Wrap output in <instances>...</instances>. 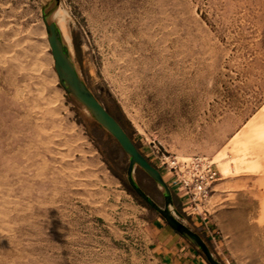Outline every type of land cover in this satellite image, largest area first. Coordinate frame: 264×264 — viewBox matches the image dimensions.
Segmentation results:
<instances>
[{
    "label": "rangeland",
    "instance_id": "obj_1",
    "mask_svg": "<svg viewBox=\"0 0 264 264\" xmlns=\"http://www.w3.org/2000/svg\"><path fill=\"white\" fill-rule=\"evenodd\" d=\"M58 8L79 74L162 174L175 219L202 223L219 263L264 264V135L242 169L229 144L264 113V0H0V264H161L153 227L167 222L59 83L43 22ZM158 151L216 162L208 213H184ZM133 178L164 207V188L140 167Z\"/></svg>",
    "mask_w": 264,
    "mask_h": 264
},
{
    "label": "water",
    "instance_id": "obj_2",
    "mask_svg": "<svg viewBox=\"0 0 264 264\" xmlns=\"http://www.w3.org/2000/svg\"><path fill=\"white\" fill-rule=\"evenodd\" d=\"M58 5L59 0H56ZM48 15H43V22L48 35V42L54 59V68L59 78V83L65 92L82 104L94 119L109 132L119 143L124 152L130 157L127 171L131 188L155 211H157L176 232L189 238L198 246L207 257L210 264H221L214 259L208 245L195 232L178 222L172 215L170 207L173 205L171 190L166 184L160 171L154 167L138 150L132 139L125 132L121 124L107 111L98 98L93 94L81 78L74 62L71 60L68 47L64 44L61 33L55 23H49ZM136 167L143 169L146 174L159 186L165 189L164 207L156 204L135 182L133 174Z\"/></svg>",
    "mask_w": 264,
    "mask_h": 264
},
{
    "label": "built area",
    "instance_id": "obj_3",
    "mask_svg": "<svg viewBox=\"0 0 264 264\" xmlns=\"http://www.w3.org/2000/svg\"><path fill=\"white\" fill-rule=\"evenodd\" d=\"M160 168L165 167L173 175L174 182L182 193L184 213L188 216H201L200 211L210 199L220 172L212 158L194 155L185 159L157 152Z\"/></svg>",
    "mask_w": 264,
    "mask_h": 264
},
{
    "label": "crops",
    "instance_id": "obj_4",
    "mask_svg": "<svg viewBox=\"0 0 264 264\" xmlns=\"http://www.w3.org/2000/svg\"><path fill=\"white\" fill-rule=\"evenodd\" d=\"M172 189L177 194L179 189L176 184ZM200 225H202V223L194 221V227L189 228L199 234ZM153 228L155 240L153 241L154 247L152 252L157 261L161 264H210L207 257L198 246L189 238L176 232L165 223L162 218L156 217ZM221 264L230 263H225L222 260Z\"/></svg>",
    "mask_w": 264,
    "mask_h": 264
},
{
    "label": "bare ground",
    "instance_id": "obj_5",
    "mask_svg": "<svg viewBox=\"0 0 264 264\" xmlns=\"http://www.w3.org/2000/svg\"><path fill=\"white\" fill-rule=\"evenodd\" d=\"M68 19H69V16H68V13L66 12L65 8H64V10L62 8H58L52 14V20L57 25V27L61 33V37L63 39V42L68 47L71 60L73 61V57H74L73 51L74 50H73V47L71 44V38H70V35L68 32L69 30L67 28V24H69ZM47 37H48V35H47ZM47 40H48V38H47ZM48 44H49V42H48ZM49 47H50V45H49ZM77 71H78V69H77ZM58 80H59V78H58ZM249 124H250V122H249ZM252 134H254V135L259 134L260 137H262L264 135V113L261 115V117H259L257 120L253 121L250 124L249 129L245 130V128H242L240 131H238L235 134V136L231 139V143H229L231 145V151L233 153V160L235 161V166H237L239 169H242L243 167H246L248 165H254L255 163L258 162V159L254 154V152H255L254 147H252L248 143V138ZM182 159H185V158H182ZM222 169H223V171L228 170L227 166H225V165L223 166Z\"/></svg>",
    "mask_w": 264,
    "mask_h": 264
}]
</instances>
